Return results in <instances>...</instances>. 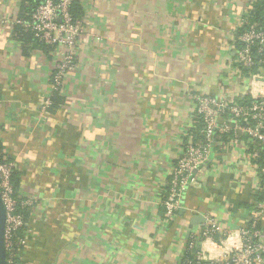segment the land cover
Listing matches in <instances>:
<instances>
[{
	"label": "crops",
	"instance_id": "0c3cea01",
	"mask_svg": "<svg viewBox=\"0 0 264 264\" xmlns=\"http://www.w3.org/2000/svg\"><path fill=\"white\" fill-rule=\"evenodd\" d=\"M77 1L75 67L56 91L57 56L16 38L24 0H0V152L29 208L20 263L181 264L210 220L217 241L250 228L264 194L242 131L218 140L175 217L162 200L194 96H244L235 57L258 0Z\"/></svg>",
	"mask_w": 264,
	"mask_h": 264
},
{
	"label": "built area",
	"instance_id": "2783aa9c",
	"mask_svg": "<svg viewBox=\"0 0 264 264\" xmlns=\"http://www.w3.org/2000/svg\"><path fill=\"white\" fill-rule=\"evenodd\" d=\"M74 1L42 0L29 19L18 21V25L31 32L40 43L53 48L52 53L58 59L52 75L56 91L75 67V49L81 29L73 19ZM243 28L235 61L242 71L237 83L244 96L240 100L224 95L194 96L198 120L187 135L188 140L172 169L162 200L169 219L176 216L184 194L198 183V173L208 163L218 140L238 131L250 140L251 158L261 178L264 194V21L250 24L246 17ZM50 105L48 99L44 108ZM13 173V164L0 152V197L5 209L7 264H21L29 246V232L28 222L19 209L27 207L28 203L18 199ZM262 216L264 198L251 227L226 234L221 241L215 239L217 227L210 220L203 238L198 241L193 238L190 242L181 264H264V229L258 227ZM21 230L22 236L19 235ZM209 240L215 243V250L206 247Z\"/></svg>",
	"mask_w": 264,
	"mask_h": 264
},
{
	"label": "trees",
	"instance_id": "16d2710c",
	"mask_svg": "<svg viewBox=\"0 0 264 264\" xmlns=\"http://www.w3.org/2000/svg\"><path fill=\"white\" fill-rule=\"evenodd\" d=\"M42 0H24L23 2V10H25L23 19L27 20L30 18L31 14L34 12V10L37 8V6L41 3ZM72 14L73 19L77 23L83 16L82 8L77 0H75L72 4ZM247 21L251 23H262L264 21V0H258L256 3H254L250 9L249 14H247ZM245 28L242 29L241 33L243 32ZM15 35L16 38L22 42L23 46L27 47L28 44L33 43L34 47H39L44 52L52 53L53 48L46 46L42 43H40L37 39L34 38V35L25 30L22 26L17 25L15 29ZM240 46V45H239ZM13 186L15 189V192L17 194L19 181L15 178V173H13ZM19 212L23 214L25 219L28 222L29 217V208H20ZM22 230L19 232V235L22 236Z\"/></svg>",
	"mask_w": 264,
	"mask_h": 264
},
{
	"label": "water",
	"instance_id": "95a60500",
	"mask_svg": "<svg viewBox=\"0 0 264 264\" xmlns=\"http://www.w3.org/2000/svg\"><path fill=\"white\" fill-rule=\"evenodd\" d=\"M5 209L0 197V264H7L6 250L4 245Z\"/></svg>",
	"mask_w": 264,
	"mask_h": 264
},
{
	"label": "clouds",
	"instance_id": "9594fccd",
	"mask_svg": "<svg viewBox=\"0 0 264 264\" xmlns=\"http://www.w3.org/2000/svg\"><path fill=\"white\" fill-rule=\"evenodd\" d=\"M0 47H3V45L0 44ZM101 131H102V129H97V130H96V132H101ZM85 135H86L89 139H92V138H94V136L96 135V133H95V132H86ZM232 242L234 243L235 241H232ZM206 247H208V248H210V249H212V250H215L216 245H215L214 242H212L211 240H209V241L206 243Z\"/></svg>",
	"mask_w": 264,
	"mask_h": 264
}]
</instances>
